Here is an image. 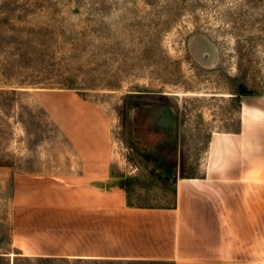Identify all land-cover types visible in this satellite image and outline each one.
<instances>
[{"label": "rangeland", "instance_id": "obj_1", "mask_svg": "<svg viewBox=\"0 0 264 264\" xmlns=\"http://www.w3.org/2000/svg\"><path fill=\"white\" fill-rule=\"evenodd\" d=\"M42 91L105 110L131 200L166 205L211 138L237 131L242 94L264 97V0H0V166L50 170L70 153L30 100Z\"/></svg>", "mask_w": 264, "mask_h": 264}, {"label": "crops", "instance_id": "obj_2", "mask_svg": "<svg viewBox=\"0 0 264 264\" xmlns=\"http://www.w3.org/2000/svg\"><path fill=\"white\" fill-rule=\"evenodd\" d=\"M244 96L202 174L142 206L113 169L109 114L75 92L33 94L70 153L50 170L0 166V264H264V97Z\"/></svg>", "mask_w": 264, "mask_h": 264}, {"label": "trees", "instance_id": "obj_3", "mask_svg": "<svg viewBox=\"0 0 264 264\" xmlns=\"http://www.w3.org/2000/svg\"><path fill=\"white\" fill-rule=\"evenodd\" d=\"M242 95H249V94H246V93H245V94H242Z\"/></svg>", "mask_w": 264, "mask_h": 264}]
</instances>
